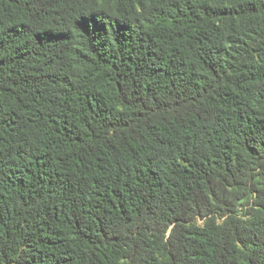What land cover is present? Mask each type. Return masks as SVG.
Listing matches in <instances>:
<instances>
[{"label": "trees", "instance_id": "1", "mask_svg": "<svg viewBox=\"0 0 264 264\" xmlns=\"http://www.w3.org/2000/svg\"><path fill=\"white\" fill-rule=\"evenodd\" d=\"M0 264H264V0H0Z\"/></svg>", "mask_w": 264, "mask_h": 264}]
</instances>
